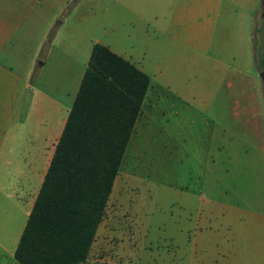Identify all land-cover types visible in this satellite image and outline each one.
I'll return each mask as SVG.
<instances>
[{"label":"crops","instance_id":"obj_1","mask_svg":"<svg viewBox=\"0 0 264 264\" xmlns=\"http://www.w3.org/2000/svg\"><path fill=\"white\" fill-rule=\"evenodd\" d=\"M69 1L0 0V111L14 106L19 119H25L20 106L28 104L26 98L36 100L26 95L35 65L39 63L40 72L35 86H29L32 92L41 89V69L58 51L62 56L57 64L52 63L59 66L56 78L43 87L52 92L48 96L51 105L65 106L68 118L93 46L102 42L67 35L66 21L47 44ZM233 1L113 0L115 39L102 44L147 73L151 81L111 194L121 213L105 218L89 259L81 264H264V213L230 204L226 195L232 186L227 176L236 171L239 186L242 170L247 171L250 163L252 169H259L264 161V130L259 128H264V100L251 97L244 79L250 53L254 64V45H249L253 25L241 23L240 33L225 40L214 36L219 25L232 24ZM85 2L81 0L72 14ZM104 11L109 13L110 8ZM250 19L253 23V14ZM41 24L44 29L36 36L29 68L5 66L1 59L10 42L20 45L22 40L15 39L16 35L35 34L25 27ZM138 26L143 35L137 39L132 35ZM77 28L83 33V27ZM224 41H236L237 48L222 47ZM42 52L45 59L40 58ZM218 67L226 72L224 80L217 82L214 71ZM247 121L257 125V130L251 127L252 138L240 134L241 124ZM4 155L0 149L1 169H6ZM5 184L7 172L4 180L0 173V200L9 193ZM160 188L179 203V240L176 256L163 250L166 259L158 262L154 252L158 240L148 238V224L154 191ZM23 230L12 237L0 223V264H20L15 251ZM115 237L118 242L112 246ZM198 253H204L202 258ZM208 254L211 260L207 261Z\"/></svg>","mask_w":264,"mask_h":264},{"label":"trees","instance_id":"obj_2","mask_svg":"<svg viewBox=\"0 0 264 264\" xmlns=\"http://www.w3.org/2000/svg\"><path fill=\"white\" fill-rule=\"evenodd\" d=\"M260 47L255 61L264 71V30ZM150 81L110 47L93 46L16 248L18 263L81 264L89 259Z\"/></svg>","mask_w":264,"mask_h":264},{"label":"rangeland","instance_id":"obj_3","mask_svg":"<svg viewBox=\"0 0 264 264\" xmlns=\"http://www.w3.org/2000/svg\"><path fill=\"white\" fill-rule=\"evenodd\" d=\"M153 1L155 2L156 0ZM80 2L81 0H70L68 2L67 7L62 11L54 23V25H57V30L67 21L68 25L66 26L65 32L75 39L77 36L82 35L83 38L101 40L102 42L100 43L105 41L113 42L115 39V32L113 31V29H115V26H113L114 18L113 11H111L112 6H114L113 0H105V2L104 0L103 2L86 0L82 9L79 10L76 15L72 14ZM263 5L264 0H234L233 6L235 14L232 24L229 26L219 25L214 36H219L225 40V36L240 33L241 23H249L250 26L252 27L253 25L254 28V32H250L249 45L250 47L252 44L254 45L255 55L260 53L264 30ZM69 7V13L65 16L64 12L69 9ZM106 7L110 8L109 13L104 11ZM252 14L254 15L253 23L250 19ZM41 25L25 27L26 30L29 29L31 32L35 33H30L29 35L31 36L25 33L16 35L15 39L22 41H19L20 45H14L13 42H10L1 59L5 66H11L14 70H21V66L23 68H29V65L32 64L31 57L37 43L36 36H39L40 33L42 35L44 29V26ZM78 26L83 27V33L77 30ZM136 28L137 31L132 37L138 39L143 35V28L141 29L140 26ZM158 36L160 37V34ZM137 44H140L139 40ZM229 44H232L234 49L237 48L238 45L236 41L231 43L224 41L222 47L226 48V45L230 46ZM257 48L259 52L258 50L256 52ZM5 54H7V57H4ZM45 55L46 53L42 52L40 58L45 59ZM255 55L253 64V55L250 53L249 65L247 67L249 72H247L244 79L249 88L248 91L251 97L254 99L258 98L262 101V99L264 100V94H261V87L264 88V81L260 76L262 71L256 64ZM61 56L62 54L60 52H55V55L50 58V61L42 67V72L40 73L42 87L40 90L37 91L35 89L32 92L29 86H35L40 72L39 63L35 65L34 75L29 86H27L26 95L29 94L31 98L33 97L32 99L36 100H28V98H26L27 100L25 102H28V104L20 106L26 114L25 119H19L21 115L17 112L16 107H1L0 135L2 136L0 137V145H3L4 142L6 144L0 149L5 154L4 160L6 161V169L0 168V173H2L4 180V173L7 172V184H5V186H7L9 193L7 198L3 197V199L0 200V223H2L4 227H8L9 234L12 237H16L26 225L28 214L37 195L40 182L49 166L55 150V145L58 142L67 118L65 106L63 105L57 108L51 105L52 100L48 98V96L52 92L43 87L44 85L49 86L53 84L59 66L56 65L55 67L52 63L57 64ZM242 60L243 64L247 62L245 58ZM236 61L239 62L240 58H236ZM224 72H226V70L221 67H218L216 71H214L217 82L224 80ZM38 108L40 109L38 110ZM251 127L257 130V125L255 123L251 121L243 122L240 127L241 136L246 135L252 138L251 132L253 130H251ZM259 128L260 132H262V129L264 130L261 125ZM235 141H237V139H235ZM240 143L242 145L244 143L242 138ZM242 145L241 147H243ZM234 153H237V151ZM243 157H241L240 162ZM262 159L264 160V157H262ZM251 166L252 164L250 163V167L247 171L242 170L239 186L237 185L239 176L236 171L227 176V182L232 186L230 190L228 189L229 192L226 193V195L230 204L237 205V203H239L243 208L250 209L251 211L255 210L258 213H264V161L261 160L259 169H252ZM164 192L163 188L158 189L157 192L154 191L153 205L152 202L150 205V207L152 206L153 213H150L151 217L148 224V238H152V242H154L155 239L158 240V248L154 249V252L158 253V257H156L158 258V262L166 259L165 256H162L163 250H166L165 253L175 256L178 252L176 242L179 240V237L176 233V227L179 225V203L175 201L173 197L168 198V195L164 194ZM14 199H16L18 203L14 202ZM114 199V196H111L107 219L111 214L119 217L121 213L119 205L117 204L118 201ZM115 238L116 242L114 238V243L110 241L112 246L117 245L118 240L117 237ZM201 255H204V253H198L197 257L202 258ZM205 259L207 261L209 259L211 260L210 254H208Z\"/></svg>","mask_w":264,"mask_h":264},{"label":"water","instance_id":"obj_4","mask_svg":"<svg viewBox=\"0 0 264 264\" xmlns=\"http://www.w3.org/2000/svg\"><path fill=\"white\" fill-rule=\"evenodd\" d=\"M264 6V5H263ZM260 76L262 77V79H263V81H264V71H262L261 73H260Z\"/></svg>","mask_w":264,"mask_h":264}]
</instances>
